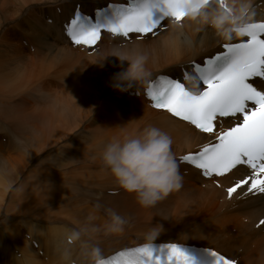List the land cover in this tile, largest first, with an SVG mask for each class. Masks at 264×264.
<instances>
[{
    "label": "bare ground",
    "instance_id": "bare-ground-1",
    "mask_svg": "<svg viewBox=\"0 0 264 264\" xmlns=\"http://www.w3.org/2000/svg\"><path fill=\"white\" fill-rule=\"evenodd\" d=\"M108 3L126 2L0 0V117L27 134L26 139L19 133L26 141L16 146L23 145V155L15 158L17 167L12 165L10 170L0 156V185L6 182L0 189V264H89L87 251L93 246L112 249L102 257L107 259L132 246L169 243L211 249L207 244H213L216 251L234 260L219 247L232 242L244 264H264V224L259 226L264 220V194L247 193V185L228 197L227 188L247 175L241 168L220 178L216 187L199 171L180 163L181 156L194 153V147L211 137L153 110L144 95L146 83L162 74L161 69L169 68L168 77L180 70L177 77H181V70L188 71L193 60L210 57L222 44L235 43L239 37L222 40L214 28L185 17L177 24L167 21L166 29L154 37L136 40L130 36L126 41L104 34L93 51L72 46L63 26L74 8L78 5L87 13ZM252 13V22H264V0H253ZM115 47L137 50L147 58L150 75L138 99L131 97L134 85L125 90L116 83L127 62L115 57L104 60ZM215 47L217 51L212 52ZM148 125L172 138L182 184L148 207L150 223L135 224L129 215L120 217L126 230L149 233L157 229L156 240L131 246L118 242L113 247L123 232L113 235L101 219L85 220L88 203L120 205L115 197L95 193L122 188L108 187L117 179L105 166L102 152L110 141L122 140ZM32 133L36 137L31 139ZM73 233L80 235L71 241ZM223 235H228L226 240ZM250 245L254 248L249 249Z\"/></svg>",
    "mask_w": 264,
    "mask_h": 264
},
{
    "label": "snow or ice",
    "instance_id": "snow-or-ice-1",
    "mask_svg": "<svg viewBox=\"0 0 264 264\" xmlns=\"http://www.w3.org/2000/svg\"><path fill=\"white\" fill-rule=\"evenodd\" d=\"M189 0H133L127 7L110 5L112 19L90 23V17L77 10L66 31L77 45L95 46L102 31L127 38L130 34L147 36L162 20L181 22ZM221 5L224 0H219ZM108 10H105L106 14ZM101 13L97 11L99 21ZM244 42L224 44L220 54L202 64L193 62L182 80L160 74L153 79L148 96L153 107L193 125L201 133L214 134L216 142L204 144L199 152L181 157L205 177H223L239 166L250 170L245 178L228 188V197L238 189L264 194V86L252 83L264 80V22L245 25ZM190 79L195 88L183 82ZM219 118H236L226 129H219ZM264 224V220L260 221ZM162 260L153 244L123 250L99 264H196L183 246L169 243ZM163 248L161 252H163ZM211 264H233V261L211 249H205Z\"/></svg>",
    "mask_w": 264,
    "mask_h": 264
},
{
    "label": "clouds",
    "instance_id": "clouds-1",
    "mask_svg": "<svg viewBox=\"0 0 264 264\" xmlns=\"http://www.w3.org/2000/svg\"><path fill=\"white\" fill-rule=\"evenodd\" d=\"M252 5L253 0H224L223 5L219 0H189L184 12L185 17L210 25L220 39L227 41L244 35L242 30L253 20ZM108 57L127 62V69L116 78V83L125 90L150 75L147 58L137 50L122 51L115 47L104 60ZM172 144L168 133L148 125L135 134L125 135L122 140L107 143L102 160L125 191L135 193L142 206L151 207L181 187L182 177ZM109 228L111 231L121 230L122 219L113 216ZM158 234L154 228L146 238L150 241ZM79 235L71 234L70 240L78 239ZM87 257L89 264H99L102 252L93 246L88 249Z\"/></svg>",
    "mask_w": 264,
    "mask_h": 264
},
{
    "label": "rangeland",
    "instance_id": "rangeland-1",
    "mask_svg": "<svg viewBox=\"0 0 264 264\" xmlns=\"http://www.w3.org/2000/svg\"><path fill=\"white\" fill-rule=\"evenodd\" d=\"M121 1L122 2L123 1L126 2L127 0H121ZM96 6H100V5H96ZM206 26H207V28H212L210 25H206ZM14 42L16 44L19 43L17 39H15ZM224 43H226V41ZM217 45H219V44H217ZM30 47H31V50H30ZM23 48L26 49V51H31V52H33V50H34V48L32 46H29V47L23 46ZM212 50L213 51H215V50L217 51V47H215L214 49H211V51ZM211 51H210V53H211ZM210 53H207V54H205L203 56H207ZM193 61L194 62H197V61L200 62L199 59L193 60ZM168 69H166V68L165 69H161L160 72L162 74H164V73L167 74L166 72H167ZM178 73H180V70L176 71L174 74H170L169 76L175 78V77H177ZM146 81H147V79L145 81L141 82V84L139 83V84L134 85L133 91H131V93L135 94V95H133L131 97H136L135 99H138V96L136 95L137 94L136 92L140 91V93H141V88H142V86L144 87V84H145ZM142 100H143V97H142ZM0 126H1V129H0V156H1V158H3V161L6 163L7 167L10 170H12L13 166H14L13 168L18 166V164H16V162H15V158L17 157V159H19V157L23 155L21 147L23 146L22 144H24V142L26 141L25 138L27 139V137H26L27 134H25L21 130H18V128L12 127V124L10 123V120L8 118H5V116L4 117L3 116L0 117ZM10 126H11L13 132H12V130L10 131V129H11ZM4 128L5 129L7 128V130L3 131L2 129H4ZM19 133L22 136L25 135L24 136L25 138H22ZM86 136L89 137L90 135L86 134ZM31 137H36V135L32 133L30 135V138ZM21 142H22V144H20L21 145L19 147L20 149L16 148V146H18L17 144H19ZM193 151H196V147L193 148ZM13 159H14V161H13ZM47 165L48 164H46V166ZM30 166H31V164L27 165V167H30ZM45 171H46V169L44 168V172ZM5 183L6 182H4L3 184L0 185V189L1 190L3 189ZM108 187L109 188L110 187L111 188H117V187L121 188V186H120V184L118 183L117 180L115 182H113V184L108 186ZM108 187H104V188L105 189H109ZM100 190L101 189L95 190V193H96V195L98 197H102V196L106 197V198L107 197H111V198L115 197V198H117V201L119 202L120 205L117 206L116 208H110V207L106 206L103 201L88 203V208L89 209H88V213H87L86 218H85L87 223H89L93 219L98 218V219H101L103 222H105L106 225L109 228L113 216L123 217L125 215L131 216L128 219H131L132 222H134L135 224H137V223H150L151 222L152 215H151V212L149 211V208L142 206L138 202L135 193L127 192L123 188H121V189H119L117 191H106V192L103 191L104 189H102L101 191ZM8 203H9V199H8ZM231 204H232V206H235V205H233V203H231ZM243 220H247V219H243ZM243 220H241L242 223H243ZM230 225H232V227H230ZM259 226H261V225H259ZM233 227H234L233 224H229V228L231 229V231H232V229H234ZM109 230H110V228H109ZM20 231L24 232L25 231L24 227H20ZM111 232H112L113 235H118V234H120V232H123L122 238L120 240L115 241V242L112 243L113 247L116 246V244H118V242L120 243V245H130L131 246V245H135L137 243H142V242H148L149 241L146 238L148 233L147 232H143L141 230H135V229L126 230V229L122 228L119 231H111ZM235 232H236V230L234 229V233ZM226 236H228V235H223V240L227 239V238H225ZM153 240H156V237L154 239H151L150 241H153ZM203 241L204 242H208L209 239H207V237H203ZM207 245L212 247L213 249L217 250V248L214 247L213 244H207ZM132 247H134V246H132ZM219 247L222 249L223 252L225 251L226 254H228V256H229V254H231L230 256H233L231 258H233L234 260L238 261L239 264H244L241 261V259L234 253L236 251L235 250L236 246H235L234 242L230 243L228 246L227 245L226 246L219 245ZM226 248H228V249H226ZM248 248L249 249H253L254 246L250 245ZM110 251H112V249H107V250H103V251L101 250L102 257L105 256ZM225 252H224V254H225ZM237 253H241V251L238 249ZM245 264H247V263H245Z\"/></svg>",
    "mask_w": 264,
    "mask_h": 264
}]
</instances>
